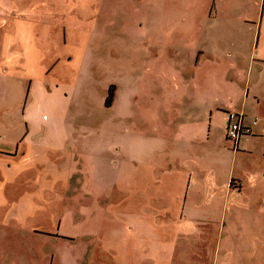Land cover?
Returning a JSON list of instances; mask_svg holds the SVG:
<instances>
[{"label": "crops", "instance_id": "1", "mask_svg": "<svg viewBox=\"0 0 264 264\" xmlns=\"http://www.w3.org/2000/svg\"><path fill=\"white\" fill-rule=\"evenodd\" d=\"M164 4L156 5L154 27ZM219 6L239 21L232 24L233 34L215 38L218 44H248L251 57L230 51L226 73L207 72L195 50L196 56L177 64L184 82L178 101L171 97L170 79L147 83L143 101L152 114L144 119L133 106L141 130L129 131L126 161L112 141L99 150L70 148L57 137L56 126L26 116L42 112L35 114L26 101L10 105L11 80L17 84L12 75L43 61L35 43L31 51L24 47L30 26L0 8V264H167L170 246L187 232L182 227L187 202L205 199L202 190L208 195L207 187L223 180L222 158L257 154L264 162V0ZM229 112L244 114L248 125L258 121L232 148L226 136ZM140 137L148 154L159 145L175 163L136 160ZM240 167L246 169L243 161ZM260 167L256 188L264 180V164ZM206 173L208 186H198L196 179ZM229 177L223 198L235 185L234 175L231 182ZM247 221L242 233L235 226L240 238H233V263L264 264V210L248 214Z\"/></svg>", "mask_w": 264, "mask_h": 264}, {"label": "rangeland", "instance_id": "2", "mask_svg": "<svg viewBox=\"0 0 264 264\" xmlns=\"http://www.w3.org/2000/svg\"><path fill=\"white\" fill-rule=\"evenodd\" d=\"M162 1L166 9L159 10L160 25L154 27L160 0H0V8L7 9L18 24L30 26L23 38L24 47L31 51L30 45L35 43L38 61H43L34 65L35 69L12 75L17 84L11 80L10 105L22 106L26 101L25 106L35 114L42 112L40 116H26L30 121L41 118L42 125L56 126L57 137L70 148L99 150L112 141L126 161L129 131L135 126L141 130L133 121V106L144 119L152 114L151 106L143 101L147 83L159 77L170 79L171 97L178 101L176 94L184 82L177 64L187 56H196L195 50L200 52L202 71L207 72L226 73L230 64L226 54L230 51L251 57L248 44L226 41L223 45L215 39L233 34L232 24L239 19L223 13L219 2L223 5L234 0ZM219 59L223 60L220 65ZM144 139H136V160L148 159L161 166L175 163L174 156L161 153L159 145L156 152L153 149L148 154ZM227 142L232 148V142ZM195 161L204 166L201 159ZM242 161L245 170L240 167ZM221 163L218 175L223 180L219 178L207 187L211 179L207 173L203 179H196L198 186L210 192L207 195L203 189L205 199L187 202V218L182 222L187 232L170 246L167 264H234L233 238H240L234 236L235 226L244 232L248 214L256 216L264 210V180L256 188L264 164L261 156L246 154L238 160L223 157ZM230 166L229 181L234 175L235 185L223 198ZM200 172L204 169L194 174Z\"/></svg>", "mask_w": 264, "mask_h": 264}, {"label": "built area", "instance_id": "3", "mask_svg": "<svg viewBox=\"0 0 264 264\" xmlns=\"http://www.w3.org/2000/svg\"><path fill=\"white\" fill-rule=\"evenodd\" d=\"M258 121L255 119L252 122V125H257ZM252 125L246 124L244 114L237 112H229L228 113V123L226 126V136L229 139L234 147L238 146V143L241 139L251 133Z\"/></svg>", "mask_w": 264, "mask_h": 264}, {"label": "trees", "instance_id": "4", "mask_svg": "<svg viewBox=\"0 0 264 264\" xmlns=\"http://www.w3.org/2000/svg\"><path fill=\"white\" fill-rule=\"evenodd\" d=\"M112 89V88H111Z\"/></svg>", "mask_w": 264, "mask_h": 264}]
</instances>
